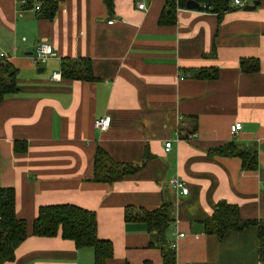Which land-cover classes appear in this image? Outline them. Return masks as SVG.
Instances as JSON below:
<instances>
[{
  "label": "crops",
  "instance_id": "1",
  "mask_svg": "<svg viewBox=\"0 0 264 264\" xmlns=\"http://www.w3.org/2000/svg\"><path fill=\"white\" fill-rule=\"evenodd\" d=\"M165 6L115 0L110 16L104 0H64L49 21L18 0H0V55L19 71V91L0 105V185L15 189L16 215L29 232L5 264H95L93 249L61 234L33 236L40 209L58 205L96 213L99 238L113 243L107 264H164L146 225L125 214L165 203L177 264H260L257 226L221 239L205 223L220 202L238 207L244 221L264 222V1L253 12L233 5L222 18L178 9L176 25L161 26ZM42 42L56 56L39 67L29 53ZM65 59L90 60L96 81L54 80ZM244 60L258 61L259 72L243 73ZM200 70L217 77L194 78ZM106 116L111 128L102 133L95 122ZM236 123L243 129L232 135ZM16 142L26 151L16 152ZM227 143L255 147L258 168L209 154ZM99 148L117 163L148 161L120 182L97 183ZM176 177L186 196L172 190ZM196 223L204 226L198 234Z\"/></svg>",
  "mask_w": 264,
  "mask_h": 264
},
{
  "label": "trees",
  "instance_id": "2",
  "mask_svg": "<svg viewBox=\"0 0 264 264\" xmlns=\"http://www.w3.org/2000/svg\"><path fill=\"white\" fill-rule=\"evenodd\" d=\"M20 3L23 0H18ZM23 10L36 9L39 18L52 21L64 0H24ZM190 1L200 4L197 11L216 14L222 18L226 13L234 10L235 0H166L165 9L160 18L161 26L176 25L178 9H187ZM258 1L259 5L264 0ZM110 16L114 14L115 0H104ZM37 8H39L37 10ZM241 70L245 74L257 73L260 70L258 61L244 60ZM18 69L7 59L0 58V105L9 96L19 91ZM215 73V74H214ZM207 74L206 71H196L194 78L214 79L217 71ZM62 77L71 81L94 82L92 63L88 59H65L62 64ZM27 145L16 142L15 150L25 152ZM211 156L239 158L243 169L255 171L259 166L258 152L253 146H241L227 143L209 151ZM148 157V156H147ZM148 158L142 164H125L115 162L103 149L99 148L95 157L93 181L97 183L113 184L140 172L147 164ZM127 223H143L151 236L150 246L161 250L164 264H177L174 246L169 242L167 234L175 223L172 215V204L165 203L162 208L149 211L145 209L129 208L126 210ZM257 226L259 230V258L264 264V222L244 221L241 219L239 208L220 202L212 216L205 223V231L223 239L229 232H241ZM73 241L78 249L91 248L95 254V264H107L114 256L113 243L100 239L98 236V221L95 212H91L75 205H58L42 207L34 223L33 236L57 237ZM29 237L28 225L25 220L16 215V191L14 188H3L0 185V264L15 260L17 248Z\"/></svg>",
  "mask_w": 264,
  "mask_h": 264
},
{
  "label": "built area",
  "instance_id": "3",
  "mask_svg": "<svg viewBox=\"0 0 264 264\" xmlns=\"http://www.w3.org/2000/svg\"><path fill=\"white\" fill-rule=\"evenodd\" d=\"M250 0H235L234 1V6L239 8V9H244V7L249 3ZM26 1H21V4H25ZM137 8L139 10H147L145 3L143 2H138L137 3ZM39 8H37L38 10ZM114 21L110 22L113 23ZM56 53L54 48L52 47V45L46 43V42H42L38 45L35 54L33 56V63L37 66L46 64L51 58L55 57ZM0 58H4L7 59V56L5 54H1ZM62 78V75L60 74H56L54 76V80L56 81H60ZM111 122H112V118L109 116H106L104 118L98 119L95 122V128L97 130H99L102 133L108 132L109 129L111 128ZM243 129V125L241 123H236L231 127V133L232 135H236L239 131H241ZM196 134H192V138L196 137ZM166 150L170 151L172 148V142H167L166 145ZM170 185L172 187V190L175 192H181L183 195H187L189 190L188 188L184 185L183 181L176 177L174 179L171 180ZM181 237H183V235H181Z\"/></svg>",
  "mask_w": 264,
  "mask_h": 264
},
{
  "label": "water",
  "instance_id": "4",
  "mask_svg": "<svg viewBox=\"0 0 264 264\" xmlns=\"http://www.w3.org/2000/svg\"><path fill=\"white\" fill-rule=\"evenodd\" d=\"M258 6H259V2L258 1H253L252 4L246 5L243 10L246 11V12H253V11H256L257 10ZM186 8L188 10H195V11H197V10L200 9V4L197 3V2H195V1H190V2L187 3ZM34 54H35L34 51L33 52H30L29 53V56L33 57ZM42 71L43 70H40L39 72H42ZM203 229H204V226L202 224H198V223H196L193 226V228H192L193 232L196 233V234H198L199 232H202Z\"/></svg>",
  "mask_w": 264,
  "mask_h": 264
},
{
  "label": "rangeland",
  "instance_id": "5",
  "mask_svg": "<svg viewBox=\"0 0 264 264\" xmlns=\"http://www.w3.org/2000/svg\"><path fill=\"white\" fill-rule=\"evenodd\" d=\"M249 3H250V4H252V0H250V1H249ZM41 66L43 67V66H44V64H43V65H40L39 67H41Z\"/></svg>",
  "mask_w": 264,
  "mask_h": 264
}]
</instances>
